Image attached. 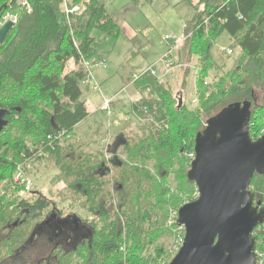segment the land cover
Returning a JSON list of instances; mask_svg holds the SVG:
<instances>
[{"label":"trees","instance_id":"obj_1","mask_svg":"<svg viewBox=\"0 0 264 264\" xmlns=\"http://www.w3.org/2000/svg\"><path fill=\"white\" fill-rule=\"evenodd\" d=\"M22 1L25 5L0 0V21L19 9L0 46V264H170L185 236L174 219L198 197L189 178L190 156L208 120L229 104L250 102L251 137L258 139L256 131L264 136V0H200L194 6L178 52L180 59L198 57L200 107L190 112L180 97L173 110V96L163 83L151 72L141 74L135 82L141 101L133 114L143 117L144 108L152 115L153 101L162 103L159 114L108 159L103 151L75 154L74 130L90 116L81 97L89 79L85 56L96 46L91 29L118 37V25L98 0ZM223 32L233 49H240V58L222 81L205 90L201 77L216 65L211 45ZM69 63L74 67L67 72ZM172 112L180 119L174 133ZM40 154L56 158L72 202L90 218L69 217L70 227L78 226L85 236L70 246L52 239L41 256L32 257L38 240L33 232L58 230L56 217L68 219L42 194H25L15 182L17 170L29 173L28 163ZM251 191L255 205L264 208V173L254 175ZM253 236L258 264H264V224Z\"/></svg>","mask_w":264,"mask_h":264},{"label":"rangeland","instance_id":"obj_2","mask_svg":"<svg viewBox=\"0 0 264 264\" xmlns=\"http://www.w3.org/2000/svg\"><path fill=\"white\" fill-rule=\"evenodd\" d=\"M98 1L106 6L108 15L118 25L120 35L118 37L107 35L97 28L91 29V37L95 39L96 46L85 56L89 79L88 83L82 86L81 97L90 116L75 127V135L79 142L75 144L74 149L75 154H83L82 156H95L103 151L104 157L108 159L111 158L110 153L120 147L119 145L118 148H113L117 142L123 143L127 139L135 138L139 133L138 127L151 123L153 115L159 114L162 103L155 101L151 102L155 109L152 115L144 108L143 117L133 114V105L141 101V93L135 85V75L144 74L149 69L156 72L154 76L173 96L171 104L173 110H177L180 97L184 99L183 104L190 112H196L200 107L197 84L198 57L195 56L190 61L189 56L186 55L187 60L183 57L180 59L179 49L175 48L185 36L187 22L194 18L196 14L194 6L200 0ZM19 2L25 5L22 0ZM263 3L264 1H261L262 7ZM18 12L19 9H15L13 13L4 16L0 26L9 20L16 23ZM166 36H169L170 40H166ZM180 46L178 48H181ZM232 46V39L227 32L221 33L212 43L210 53L216 65L207 77H201L205 90L208 87L213 88L227 71L237 66L240 49H233ZM231 49L233 54H228ZM171 50V55L167 58ZM170 60L172 64L169 63ZM239 64L242 63H238V66ZM73 67V63H69L67 72ZM95 87H98V91ZM105 100L110 101L108 110L104 109ZM163 108L166 106L163 105ZM171 120V130L174 133L180 121L179 114L172 112ZM256 133L259 135L258 139L263 137L262 132L260 134L256 131ZM108 141L110 147L107 148ZM62 145L65 153L67 146L64 143ZM65 154L72 157L68 153ZM120 155L125 159L122 152ZM28 165L30 171H27L29 172L27 176L33 181V190L36 193L42 194L66 217L74 216L78 220L90 218L79 204L72 202V192L68 190L65 182L59 179L61 170L55 157L40 154ZM41 231L33 232L34 238L38 240L31 249L33 251L29 252V256H41V252L46 251L49 245L47 237H39ZM76 232L70 233L75 241L78 234H81L80 231ZM60 233L62 232H58Z\"/></svg>","mask_w":264,"mask_h":264},{"label":"water","instance_id":"obj_3","mask_svg":"<svg viewBox=\"0 0 264 264\" xmlns=\"http://www.w3.org/2000/svg\"><path fill=\"white\" fill-rule=\"evenodd\" d=\"M14 27L12 20L0 26V46ZM251 109L250 102L229 104L197 135L189 178L198 197L178 211L185 236L170 264H257L253 234L264 208L255 205L251 182L264 173V136L251 137Z\"/></svg>","mask_w":264,"mask_h":264},{"label":"flooded vegetation","instance_id":"obj_4","mask_svg":"<svg viewBox=\"0 0 264 264\" xmlns=\"http://www.w3.org/2000/svg\"><path fill=\"white\" fill-rule=\"evenodd\" d=\"M66 218H68L69 220L68 219L63 220V219L56 217V221L59 222V227L56 228L58 230H50L51 232L48 229L42 230L41 233L39 234V237H42V236L47 237L48 243H49V241L52 242L53 241L52 239H54L57 241V243L66 244L68 246H70L69 245L70 242H75L74 238H72V236L70 235L71 232H73V231H75V232L80 231L81 232V234H78V236L76 237V241L79 240L80 238L84 237L85 231L80 230L78 228V226H76V228H71L70 225L74 224L73 220L69 217H66ZM68 221H72V223H68ZM74 222H75V224H77L76 220ZM52 232H54V233H52ZM58 232H62V233L58 234ZM52 234H54V237H52ZM60 237H64V238H60Z\"/></svg>","mask_w":264,"mask_h":264},{"label":"built area","instance_id":"obj_5","mask_svg":"<svg viewBox=\"0 0 264 264\" xmlns=\"http://www.w3.org/2000/svg\"><path fill=\"white\" fill-rule=\"evenodd\" d=\"M75 11H78V8H75L74 10H72L71 13H73ZM166 40H170L169 36H166ZM181 43H182V41L175 48L178 49V47L181 45ZM171 52H172V50L170 51V54L167 56V58L170 57ZM228 54H233V52L231 50H229L228 51ZM169 63L172 64V61L170 60ZM147 72H151L153 75H156V72H153L150 69ZM140 77H141L140 75H138V76L135 75L134 76L135 80L139 79ZM87 83H88V80L85 81V84H87ZM95 90L98 91V87H95ZM194 103H196V101H194ZM104 105H105L104 109H107L108 110V108L110 106V101L105 100L104 101ZM109 143H110V141L107 142V147H109ZM190 158L194 160L195 159V153L194 154H191ZM15 182L18 183L23 188L25 194H31L34 191L33 190V187H34L33 181L31 180L30 177L27 176V174L24 173V170L22 169V167H20L17 170V173L15 175ZM175 220H177V215H176V219H174V221ZM174 221H171V223H173ZM257 264H258V262H257Z\"/></svg>","mask_w":264,"mask_h":264},{"label":"crops","instance_id":"obj_6","mask_svg":"<svg viewBox=\"0 0 264 264\" xmlns=\"http://www.w3.org/2000/svg\"><path fill=\"white\" fill-rule=\"evenodd\" d=\"M118 143V142H117ZM112 145V144H111ZM114 145V144H113ZM110 147V146H109ZM108 148V147H107ZM113 148H115V145L113 146Z\"/></svg>","mask_w":264,"mask_h":264}]
</instances>
